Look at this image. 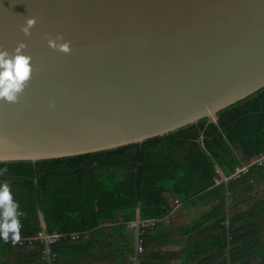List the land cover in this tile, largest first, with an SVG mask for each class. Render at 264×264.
Listing matches in <instances>:
<instances>
[{"label":"water","instance_id":"1","mask_svg":"<svg viewBox=\"0 0 264 264\" xmlns=\"http://www.w3.org/2000/svg\"><path fill=\"white\" fill-rule=\"evenodd\" d=\"M20 41L34 71L0 100V162L143 143L264 88V0H0V48Z\"/></svg>","mask_w":264,"mask_h":264},{"label":"trees","instance_id":"2","mask_svg":"<svg viewBox=\"0 0 264 264\" xmlns=\"http://www.w3.org/2000/svg\"><path fill=\"white\" fill-rule=\"evenodd\" d=\"M262 152L264 88L216 122L203 119L143 143L0 162V183L11 186L24 213L20 238L59 235L48 247L0 239V264H264V165L251 162ZM138 218L156 226L138 236L128 226ZM157 240V248L181 249L148 257Z\"/></svg>","mask_w":264,"mask_h":264},{"label":"clouds","instance_id":"3","mask_svg":"<svg viewBox=\"0 0 264 264\" xmlns=\"http://www.w3.org/2000/svg\"><path fill=\"white\" fill-rule=\"evenodd\" d=\"M36 22V18L31 17L21 25V31L26 37L31 36V29ZM46 40L53 50L71 54V41H65L62 35L58 34L54 39L49 35ZM26 48L27 44L23 41L18 42L12 52L0 48V100L4 102L18 103L32 78V57L24 54ZM23 215L13 197L11 186L6 181L0 183V239L5 242L9 239L13 242L19 241L22 227L20 218Z\"/></svg>","mask_w":264,"mask_h":264},{"label":"built area","instance_id":"4","mask_svg":"<svg viewBox=\"0 0 264 264\" xmlns=\"http://www.w3.org/2000/svg\"><path fill=\"white\" fill-rule=\"evenodd\" d=\"M251 162H252V164L263 166L264 165V152L257 155L256 158L254 160H252ZM248 168H249L248 165H245L242 168L236 167L235 175L237 176V175L241 174L242 172H247ZM174 204L179 205L180 202L175 201ZM163 221L166 224L169 223V219H165ZM128 226L133 231L137 232L138 236H141L145 232V230H150V229L154 228L156 226V221L155 220H141L138 218L135 222L130 223ZM141 238H138V244H139L138 249H137L138 254H142L144 251V248L142 246L143 241ZM58 240H59L58 234H56V233L55 234H46L45 232H40L35 237L20 238L19 241H16V242H13L12 240L9 239L11 245L15 246V247L30 246V245L37 243V242H42L48 247L51 244L56 243ZM135 262H139V260L135 261Z\"/></svg>","mask_w":264,"mask_h":264},{"label":"crops","instance_id":"5","mask_svg":"<svg viewBox=\"0 0 264 264\" xmlns=\"http://www.w3.org/2000/svg\"><path fill=\"white\" fill-rule=\"evenodd\" d=\"M105 222H107L106 225L110 224L108 221H105ZM158 242L160 244L162 243L161 240H157L155 243L149 242V246L147 247V249H148V252L150 254L148 255V257L154 255L157 251H170V250L179 251L181 249V247L179 245H172L170 247L157 248V244L156 243H158Z\"/></svg>","mask_w":264,"mask_h":264},{"label":"rangeland","instance_id":"6","mask_svg":"<svg viewBox=\"0 0 264 264\" xmlns=\"http://www.w3.org/2000/svg\"><path fill=\"white\" fill-rule=\"evenodd\" d=\"M180 212H183V210L182 209H180V210H177V212L175 213V220L177 221V219H178V215L180 214ZM181 216H182V213H181ZM179 222H180V220H179Z\"/></svg>","mask_w":264,"mask_h":264}]
</instances>
